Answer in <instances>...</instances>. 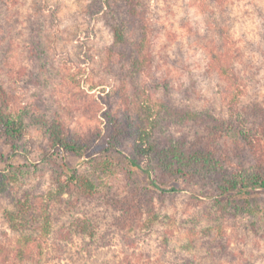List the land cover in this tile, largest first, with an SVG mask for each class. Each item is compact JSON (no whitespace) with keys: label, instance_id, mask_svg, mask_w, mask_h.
Segmentation results:
<instances>
[{"label":"rangeland","instance_id":"rangeland-1","mask_svg":"<svg viewBox=\"0 0 264 264\" xmlns=\"http://www.w3.org/2000/svg\"><path fill=\"white\" fill-rule=\"evenodd\" d=\"M145 1L151 65L132 75L109 50L113 31L102 0H0V81L14 106H25L31 114L17 141L22 155L8 160L37 166L34 172L27 168L25 184L10 182L0 192V239L12 242L16 236L3 211L14 208L25 190L43 193L53 188L62 169L65 153L52 152L44 121L57 120L75 139L105 145L110 116L124 121L136 90H144V102L162 95L180 106L222 113L237 88L231 77L220 73L216 57L236 71L244 92L241 104L264 106V0ZM197 130L202 134L199 127L173 128L177 135L193 136ZM218 137L210 139L233 166L258 168L260 150L232 136ZM118 146L135 156L133 140L122 138ZM12 148L11 140L0 139L4 158ZM95 156L97 160L66 158L96 183V206L104 217L100 213L95 219L106 240L100 239L112 238L113 244L77 264H264V191L250 211L229 214L194 183H180V191L165 194L142 189L132 197L133 187L142 182L137 175L136 181L132 178L124 158L99 152ZM106 159L102 168L100 162ZM4 167L0 159V176ZM82 208L74 209L72 217L63 216L55 227L71 223L73 216L84 217ZM83 241L76 236L61 249L49 248L43 262L80 256L83 251H76Z\"/></svg>","mask_w":264,"mask_h":264},{"label":"trees","instance_id":"trees-1","mask_svg":"<svg viewBox=\"0 0 264 264\" xmlns=\"http://www.w3.org/2000/svg\"><path fill=\"white\" fill-rule=\"evenodd\" d=\"M102 1L107 19L110 15L108 21L113 31L110 52L118 57V62L128 66L132 75L146 71L151 65L148 3L145 0ZM202 6L207 7L205 2ZM218 30L221 35L225 34L222 26ZM215 63L220 73L231 77L237 88L222 113L215 109L180 106L162 95L144 102V90H136L124 121L110 116L112 129L105 145L94 139H75L57 120L44 121L52 152L65 153L62 169L57 171L53 188L43 193L25 190L15 199L14 208L3 211L16 236L12 242L0 239V264H45L43 258L49 248L61 249L76 236L84 239L81 250L76 251L80 254L83 251V254L67 255L54 264H77L78 260L113 244L112 238L102 242L100 239L106 240L95 219L100 213L104 217V212L99 211L101 206H96L100 199L96 183L72 166L67 161V154L93 160L98 159L95 156L98 152L107 157L121 155L134 175L132 178L136 181L137 175L142 182L133 187L132 197L139 195L142 189L165 194L180 191V183H194L204 189V196L212 199L223 214L232 213V210L250 211L252 201L264 191V106L241 104L244 92L236 71L227 69L220 57L215 58ZM14 104L0 81V139L6 137L13 146L7 158L0 154V159L5 162L0 176V192L10 182L22 184L27 181V168L32 172L37 169L34 164H17L8 160L22 155L17 141L24 136L31 116L25 106L16 108ZM179 126L199 127L202 134L197 130L193 136L189 133L177 135L173 128ZM215 134L221 138L232 136L252 150H260L258 168L249 171L243 164L233 166L219 153L222 151L217 148L215 140L210 139ZM122 138L133 140L135 156L119 148ZM108 161H101L100 166L105 168ZM196 194L193 195L198 196ZM79 206L83 207L84 217L73 216L71 223L63 222L61 227H55L56 221L65 215L72 217V211ZM95 206L97 213L93 214Z\"/></svg>","mask_w":264,"mask_h":264}]
</instances>
